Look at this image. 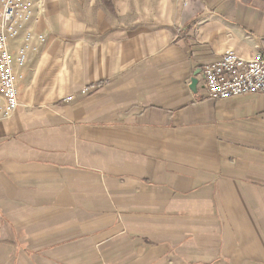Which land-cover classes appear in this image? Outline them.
<instances>
[{
    "label": "crops",
    "instance_id": "crops-1",
    "mask_svg": "<svg viewBox=\"0 0 264 264\" xmlns=\"http://www.w3.org/2000/svg\"><path fill=\"white\" fill-rule=\"evenodd\" d=\"M32 11L8 43L26 61L0 120V264H264V95L214 100L201 74L264 44V0ZM24 226L37 254L4 243Z\"/></svg>",
    "mask_w": 264,
    "mask_h": 264
},
{
    "label": "built area",
    "instance_id": "built-area-1",
    "mask_svg": "<svg viewBox=\"0 0 264 264\" xmlns=\"http://www.w3.org/2000/svg\"><path fill=\"white\" fill-rule=\"evenodd\" d=\"M39 0H0V120L8 118L19 105L15 68L26 61L23 48L15 54L8 43L14 39L24 22L33 14ZM203 85L214 100L229 99L243 94L264 95V44L251 58L233 51L218 55L201 67ZM66 96L60 103L70 101Z\"/></svg>",
    "mask_w": 264,
    "mask_h": 264
},
{
    "label": "rangeland",
    "instance_id": "rangeland-1",
    "mask_svg": "<svg viewBox=\"0 0 264 264\" xmlns=\"http://www.w3.org/2000/svg\"><path fill=\"white\" fill-rule=\"evenodd\" d=\"M177 33L181 34L182 30L177 29ZM4 222H5V220H4ZM4 225L9 226V224H7L6 222L4 223ZM27 227H30V224ZM27 227L24 226L22 228L21 227L19 228L17 242H15L13 240V237H14V239H16V236H12L10 233L9 238L7 240H4V243H10V241L12 240V242L14 243L15 246L17 244L18 253L22 254V255H24V254H26V255L37 254L38 252H37L36 248H34L33 250H30V245L32 246V244H34V242H36V241H35V239L34 240L32 239L31 234H30V228L27 229ZM6 249H9V248L4 246V253H6ZM13 250H15V247H13Z\"/></svg>",
    "mask_w": 264,
    "mask_h": 264
},
{
    "label": "water",
    "instance_id": "water-1",
    "mask_svg": "<svg viewBox=\"0 0 264 264\" xmlns=\"http://www.w3.org/2000/svg\"><path fill=\"white\" fill-rule=\"evenodd\" d=\"M197 79L195 78V77H192L191 78V81H190V85H189V87H190V89L192 90V92H194V93H196V85H197Z\"/></svg>",
    "mask_w": 264,
    "mask_h": 264
},
{
    "label": "trees",
    "instance_id": "trees-1",
    "mask_svg": "<svg viewBox=\"0 0 264 264\" xmlns=\"http://www.w3.org/2000/svg\"><path fill=\"white\" fill-rule=\"evenodd\" d=\"M102 3L107 6L108 8H111V0H101Z\"/></svg>",
    "mask_w": 264,
    "mask_h": 264
}]
</instances>
